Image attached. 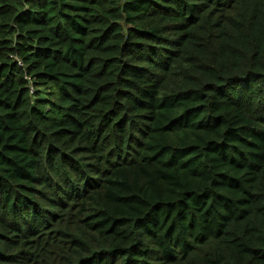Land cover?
<instances>
[{
  "label": "trees",
  "instance_id": "1",
  "mask_svg": "<svg viewBox=\"0 0 264 264\" xmlns=\"http://www.w3.org/2000/svg\"><path fill=\"white\" fill-rule=\"evenodd\" d=\"M0 264H264V0H0Z\"/></svg>",
  "mask_w": 264,
  "mask_h": 264
},
{
  "label": "rangeland",
  "instance_id": "2",
  "mask_svg": "<svg viewBox=\"0 0 264 264\" xmlns=\"http://www.w3.org/2000/svg\"><path fill=\"white\" fill-rule=\"evenodd\" d=\"M209 245H210V244H208L207 246L203 247V249H207V248H209Z\"/></svg>",
  "mask_w": 264,
  "mask_h": 264
}]
</instances>
